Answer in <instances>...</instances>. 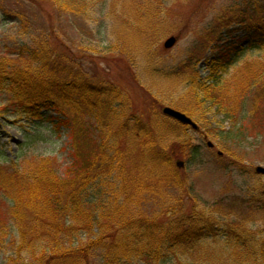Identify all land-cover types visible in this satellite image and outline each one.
<instances>
[{
    "label": "rangeland",
    "instance_id": "obj_1",
    "mask_svg": "<svg viewBox=\"0 0 264 264\" xmlns=\"http://www.w3.org/2000/svg\"><path fill=\"white\" fill-rule=\"evenodd\" d=\"M234 1L105 0L97 2L90 10L84 9L85 3L81 9L76 8L79 5L76 1L73 9L58 15L54 5L47 0H0V57L15 58L10 53L22 43L31 42L40 33V28L48 25L55 30L54 35L64 41L77 67L89 68L93 76L100 75L101 80L103 78L122 87L123 94L129 95L131 104L118 106L119 109L124 107L127 118L132 119L136 115L146 117L150 107H154L153 102L157 103L162 115V108L167 105L175 107L173 104L194 111L193 118L201 129L195 131L190 127L188 134L191 144L200 150L197 159L186 162L187 156L175 158L176 164L179 160L184 161L180 167V180L189 189L177 190L157 178L144 177V174L134 176V172L141 173L135 165L129 166L126 173H133L130 176L136 177L138 182L134 181L138 184H143V181L161 184L164 187L162 196L156 201L161 202L162 198L173 201L176 196L184 194V215L200 212L209 216L218 226L227 228V241L220 235L203 234L196 239V243L176 246L168 254L165 264H223L219 260L226 252L229 254L227 264H263L262 258L251 251L264 244V176L255 172L258 165L264 166V71L258 68L260 63H264V45L249 47L248 40H242L241 36L245 34L242 25L247 20L251 23L262 20L264 5L256 11L248 10L247 15L234 17L236 20L230 26L234 28L231 34L234 32L240 52L230 62L224 63L218 52L221 44L227 41V6ZM7 12L11 15L6 17ZM24 15L29 19L27 22L30 21L28 26L21 23ZM171 36L176 41L167 48L164 42ZM252 70L262 73L252 76ZM193 77L198 79L191 83ZM198 80L206 84L203 89ZM254 99L259 108L254 114H249L257 105ZM60 103L71 116L69 127L56 130L46 118L42 123L43 128L34 129L31 119L11 109L13 106L7 96L0 92V153L6 156L4 161L0 160L2 179L14 170L17 159L20 170H24L29 160L48 157L59 166L61 172H65L75 158L71 124L87 131L88 137L95 138L101 133L118 134L123 122L122 118L111 117L112 114H108L107 122H99L94 114L90 116L80 111L79 103ZM5 106L7 108L3 109ZM49 115L60 118L58 112L53 110L47 112ZM236 120L247 131H240L242 126H238L239 123L234 125ZM28 134H37L35 137L38 140L21 146L30 140L26 136ZM122 134L128 137L129 132ZM87 140L90 141V138ZM207 143L213 145L208 146ZM83 145L82 153L87 154L93 148L91 144ZM129 148L134 149V145ZM111 174L118 175L115 171ZM8 189L4 190L0 184L1 224L5 221L2 217L8 219L14 214L8 207L11 201H5L4 194ZM136 194L141 197L135 203L142 204L144 210L148 208L147 204L153 208L154 204L147 200L148 193ZM24 212L34 214L30 208ZM104 212L99 210V213L107 216ZM165 216L162 220H167ZM108 223L106 219L107 226ZM112 227L116 233L131 229L126 226L116 231L114 225ZM6 229L9 231L8 237L0 238V264H10L7 257L12 254V243L17 244L20 234L18 225L11 219ZM245 231L249 234L245 237V243L234 240L237 234H246ZM105 232L103 229L99 232L98 227L91 233L78 232L73 248L83 245L79 246L81 250L56 258L51 263L109 264L96 255L103 252L101 249L105 246H117L123 241L118 234L116 240V237ZM39 234H42L39 244L48 245L50 239L44 241L47 233L42 231ZM98 237L100 239L92 249H82L90 240ZM27 239L29 242L35 241L31 236ZM85 256H92V259L85 260ZM30 258L26 252L18 264H36ZM129 264L149 263L143 257L135 256Z\"/></svg>",
    "mask_w": 264,
    "mask_h": 264
},
{
    "label": "trees",
    "instance_id": "obj_2",
    "mask_svg": "<svg viewBox=\"0 0 264 264\" xmlns=\"http://www.w3.org/2000/svg\"><path fill=\"white\" fill-rule=\"evenodd\" d=\"M47 1L54 5L58 15H62L73 9L76 1L79 3L76 8L81 9L85 3L84 9L90 10L97 2L105 0ZM263 2L264 0H235L227 6V41L221 44L218 52L224 63L230 62L235 54L240 52L234 32L231 34L234 28L230 26L236 20L234 17L247 15L250 9L256 11L264 5ZM7 15L10 16V12L5 16ZM260 18L262 20L258 19L253 23L247 20L242 25L245 34H242L241 39H247L249 47L264 45V17ZM27 19L24 15L21 21L24 26L30 24ZM39 32L31 42L22 43L10 53V56L14 55L11 57L15 58L0 57V90L13 106L11 109L17 114L28 116L34 124V129L43 128L42 123L46 118L56 130L63 126L69 127L71 116L60 106L61 101L79 103L82 107L79 108L80 111L90 116L94 114V118L99 122H107L108 114L122 118L123 122L118 134L101 133L95 138L88 137L87 131L71 124L75 140L72 144L75 158L65 172H61L59 166L48 157L29 160L28 167L24 170H20L17 159L13 165L14 170L3 179L0 177L4 190L10 188L4 196L6 202L11 201L8 207L14 213L8 219L1 218L5 221L0 223V238L8 237L9 231L5 230V227L7 228L10 219L18 225L20 233L17 244L12 243L13 252L7 257V261L10 264H18L27 252L30 260L34 259L36 264H52L56 258L81 250L83 245L73 248L76 235L82 230L91 233L95 227L99 228V232L103 229L107 235L116 237V240L118 234L124 242L117 246L105 243L109 246H105L101 249L103 252L96 255L109 264H129L135 256L143 257L149 264H165L168 254L176 246L196 243V239L203 234L220 235L227 241V228L218 226L209 216L200 212L184 215V194L176 196V200L172 199L174 204L171 199L167 201L160 198L161 202L156 201L162 196L164 187L161 184L146 181L138 184L134 181L135 179L138 182L137 178L130 176L133 173H126L129 166L135 165L141 173L134 172V176L144 174V177L157 178L177 190L189 189L184 181L180 180L181 168L175 163V158L187 156L186 162L197 159L200 150L191 144L188 134L190 126L160 114L157 103L154 102V107H150L146 117L133 115L132 119L127 118L124 107L118 108L120 105L131 104L129 95L123 94L122 87L104 81L103 78L101 80L98 74L93 76L89 68L84 69L79 65L77 67L75 59L66 50L64 41L54 35L55 30L51 26L45 25ZM259 65L258 68L264 71V63ZM260 73L262 71H251L252 76ZM90 76L96 80L93 81ZM195 78L198 79L193 77L191 83L195 82ZM202 82L198 80L201 89L206 85ZM173 105L194 116V111ZM254 107L249 114H254L259 108L258 104ZM6 108L7 106L3 109ZM50 110L58 112L60 118L47 116ZM196 117L200 119V116ZM240 124L242 123L238 120L234 121V125L241 127ZM241 128L240 131L246 130L244 125ZM125 132H129L128 137L122 134ZM227 134L230 132L227 131ZM35 135L37 134L26 135L30 140L21 146L38 140ZM253 136L256 137L255 134ZM83 144H91L92 150L87 154L82 153L85 147ZM132 145L134 149L129 148ZM5 159L6 156L1 152L0 160ZM113 171L118 175L111 174ZM262 191L264 192L263 186ZM140 192L149 194L147 200H151L153 208L147 204L148 208L144 210L142 204L135 203L140 201L138 199L141 195L136 194ZM26 208H30L34 214H25ZM100 209L105 210L104 215L107 216L99 213ZM163 216L167 217V220H162ZM106 219L109 220L108 226L105 224ZM112 225L116 231L126 226L131 229L126 232L119 230L120 232L116 233L111 229ZM42 231L48 235L44 241L50 239L48 245H42L43 247L39 244L42 240V234L39 233ZM241 233L237 234L234 240H242L245 243V237L249 234ZM28 236L34 237L35 241L29 242ZM99 239L98 237L90 240L82 249H92ZM251 253L258 254L264 264V244ZM228 255L227 252L224 253L219 263L227 264ZM91 259L92 256H85V260Z\"/></svg>",
    "mask_w": 264,
    "mask_h": 264
},
{
    "label": "water",
    "instance_id": "obj_3",
    "mask_svg": "<svg viewBox=\"0 0 264 264\" xmlns=\"http://www.w3.org/2000/svg\"><path fill=\"white\" fill-rule=\"evenodd\" d=\"M176 41V38L174 36L169 37L166 41H165V47H171ZM163 112L171 117H174L182 122L191 124L194 128H197V124L189 117L187 116L185 113L181 112L180 110H177L173 107L170 106H165L163 108ZM179 164H183L182 161L178 162ZM255 171L257 173H261L264 174V166L258 165L255 168Z\"/></svg>",
    "mask_w": 264,
    "mask_h": 264
}]
</instances>
